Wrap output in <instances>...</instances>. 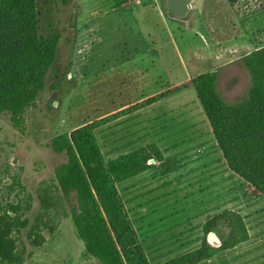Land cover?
Returning <instances> with one entry per match:
<instances>
[{"label":"rangeland","instance_id":"rangeland-1","mask_svg":"<svg viewBox=\"0 0 264 264\" xmlns=\"http://www.w3.org/2000/svg\"><path fill=\"white\" fill-rule=\"evenodd\" d=\"M168 1L37 0L40 35L61 34L57 59L23 130L0 116V202H22L29 228L19 243H28L34 223L48 227L43 246L28 245L33 256L25 264H98L58 191L55 170L67 156L48 144L111 118L95 130L106 164L156 144L180 165L117 185L150 264L196 251L206 222L226 210L243 216L250 239L221 252L224 263L264 264V195L229 169L192 84L211 72L227 104L248 95L252 82L242 58L264 47V0H188L193 9L182 16ZM151 99L157 100L140 107ZM41 198L55 207L46 211ZM217 228L207 236L211 247L219 246L211 235L228 229Z\"/></svg>","mask_w":264,"mask_h":264},{"label":"trees","instance_id":"trees-1","mask_svg":"<svg viewBox=\"0 0 264 264\" xmlns=\"http://www.w3.org/2000/svg\"><path fill=\"white\" fill-rule=\"evenodd\" d=\"M72 1L55 0L57 5ZM60 40L58 32L40 35L37 0H0V116L8 115L14 128L23 130L26 111L43 92ZM242 63L252 86L241 102L227 104L221 98L215 73H203L192 84L229 169L264 195V47L243 57ZM107 122L103 119L50 141L48 146L54 153L67 156L55 170L58 191L69 203L78 238L98 264H150L117 185L157 167L175 172L180 165L166 159L156 144L106 164L95 130ZM32 199L28 196L30 202ZM40 203L46 211L55 207L54 202L43 198ZM22 211L19 198L6 206L0 202V264H25L33 256L28 245L36 249L45 243L43 232L48 227L43 230V221L31 226L27 244L19 243L21 231L29 228ZM220 224L230 229L229 236L219 247H211L207 236ZM249 239L243 216L226 210L206 222L199 249L163 264H199Z\"/></svg>","mask_w":264,"mask_h":264},{"label":"crops","instance_id":"crops-1","mask_svg":"<svg viewBox=\"0 0 264 264\" xmlns=\"http://www.w3.org/2000/svg\"><path fill=\"white\" fill-rule=\"evenodd\" d=\"M190 11H188L185 15H187L188 13H189ZM155 53H156V51L155 50H152V51H150V53H149V55L151 54L152 56H155ZM158 54L160 55V53L158 52ZM147 58H150L151 60H150V62L153 64V65H155L154 64V57H147ZM145 69V68H144ZM143 72V71H142ZM206 73V72H205ZM200 74H202V73H200ZM191 88H192V85H191ZM146 102V101H145ZM136 114H137V112H135ZM122 117H120V118H117L118 120L119 119H121ZM112 119V118H111ZM111 119H107L108 120V122L107 123H105V125L106 124H108V123H110L112 120ZM114 122V121H113ZM128 122V121H127ZM99 128V127H98ZM98 140V139H97ZM107 140V139H106ZM107 143H108V140H107ZM151 145V144H150ZM148 146V145H147ZM158 146V145H157ZM144 147V146H143ZM159 147V146H158ZM133 150H135V149H133ZM133 150H131V151H133ZM137 150V149H136ZM131 151H129V153L131 152ZM125 154V153H124ZM124 154H122V155H124ZM117 158V157H116ZM115 159V158H114ZM167 159V158H166ZM150 171V170H149ZM148 172V171H147ZM146 173V172H145ZM142 174H144V173H142ZM142 174H140V175H142ZM140 175H138V176H136L137 178H139V176ZM136 177H134V178H136ZM130 180V179H129ZM125 182V181H124ZM233 211H235V210H233ZM237 212V211H236ZM226 226V225H225ZM227 227V226H226ZM217 228V227H216ZM215 228V229H216ZM228 228V227H227ZM218 229V228H217ZM216 229V230H217ZM216 232V231H215ZM229 233H230V229L228 228L226 231H221V232H219V235L218 234H216V233H214V234H212V235H215V238H214V242L215 243H219V246L222 244V242H224L227 238H228V236H229ZM247 243V242H246ZM244 244V243H243ZM242 245V244H241ZM241 245H239L238 247H235V248H233V249H230V250H226V251H231V250H235V249H237V248H239ZM218 246V247H219ZM199 249V248H198ZM227 256H222V255H216V256H214V257H212L211 259H209V260H206V261H204V262H201V263H199V264H225L224 263V258H226Z\"/></svg>","mask_w":264,"mask_h":264},{"label":"water","instance_id":"water-1","mask_svg":"<svg viewBox=\"0 0 264 264\" xmlns=\"http://www.w3.org/2000/svg\"><path fill=\"white\" fill-rule=\"evenodd\" d=\"M168 4L174 14L182 16L188 11L190 2L188 0H169Z\"/></svg>","mask_w":264,"mask_h":264},{"label":"bare ground","instance_id":"bare-ground-1","mask_svg":"<svg viewBox=\"0 0 264 264\" xmlns=\"http://www.w3.org/2000/svg\"><path fill=\"white\" fill-rule=\"evenodd\" d=\"M192 9H193V4L190 3V4H189V7H188V11H191ZM188 11H187V12H188ZM187 12H186V13H187ZM211 237L214 239V238H215V235H211Z\"/></svg>","mask_w":264,"mask_h":264}]
</instances>
